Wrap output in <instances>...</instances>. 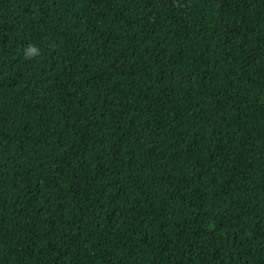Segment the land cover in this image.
Masks as SVG:
<instances>
[{"label":"trees","instance_id":"obj_1","mask_svg":"<svg viewBox=\"0 0 264 264\" xmlns=\"http://www.w3.org/2000/svg\"><path fill=\"white\" fill-rule=\"evenodd\" d=\"M0 264H264V0H0Z\"/></svg>","mask_w":264,"mask_h":264}]
</instances>
